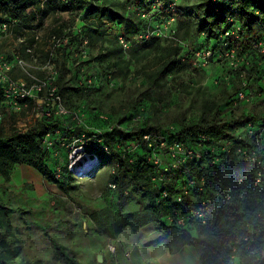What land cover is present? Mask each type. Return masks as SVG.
Wrapping results in <instances>:
<instances>
[{"label": "rangeland", "instance_id": "rangeland-1", "mask_svg": "<svg viewBox=\"0 0 264 264\" xmlns=\"http://www.w3.org/2000/svg\"><path fill=\"white\" fill-rule=\"evenodd\" d=\"M96 2L122 11L130 3ZM105 24L84 11L62 12L47 15L39 26L30 21L33 29L24 35L8 33L0 38V53L20 52L26 62L25 69L17 67L13 75L43 85L39 98L21 111L3 109L0 102V134L24 133L49 112L58 122L56 133L45 139V162L55 178L44 176L28 163L13 164L8 180L0 175L1 200L10 207L31 210L23 216L14 212L1 224L6 246L17 252L11 260L14 264H143L141 251L155 236L123 245L116 241L115 233L127 219L125 213L143 212L148 202L142 200L129 174L120 175L122 189L109 187L117 152L109 149L98 159L94 145L96 133L126 120L131 102L149 104L156 125L164 127L182 120L210 122L218 104L221 118L248 110L237 108V103L227 104L217 65L204 72L180 71L168 76L161 81L155 101L150 100L149 75L155 76L158 69V52L135 48L137 43L123 45ZM30 37L33 50L24 53L23 43ZM177 37L183 38L184 31ZM167 39L173 44L178 41ZM256 112L260 110L256 108ZM82 128L91 136L82 135ZM241 132L239 136L245 137L246 131ZM235 148L233 145V152ZM156 155L169 165L168 155ZM54 179L61 180L64 187ZM128 219L133 221L131 216ZM134 223L130 228L139 229ZM54 241L64 250L57 249ZM171 249L144 250L170 264L174 259ZM100 254L102 261L98 260Z\"/></svg>", "mask_w": 264, "mask_h": 264}, {"label": "trees", "instance_id": "trees-1", "mask_svg": "<svg viewBox=\"0 0 264 264\" xmlns=\"http://www.w3.org/2000/svg\"><path fill=\"white\" fill-rule=\"evenodd\" d=\"M129 1L126 11H122L97 3L96 0H0V25L8 24L7 33L24 35L33 29L29 25L32 20L37 21L39 26L47 15L84 11L87 17L106 23L105 27L117 41L122 35L130 44L139 45L135 48L158 52V69L155 76L149 75L152 85L147 97L153 101L154 95L160 90L161 81L168 76H175L180 71H206L194 65L191 50L217 45L222 32L231 27L230 19L242 23L248 42L264 34V0H202L193 4L179 0L175 32L170 38H179L177 36L182 30L183 38L177 39L176 44L168 41L169 36L151 35L148 39L138 40L140 33L166 21L168 16L162 9L171 0H160L158 6H155L157 0ZM143 11H147L150 17H143ZM32 40L30 37L24 41V53L29 48L33 50ZM181 41L189 47L186 48ZM217 66L221 71L217 75L218 80L227 90V104L237 103V108L246 107L248 110L240 115L232 113V117L226 119L220 117L221 107L218 104L217 113L210 122L188 123L182 120L178 125L164 127L162 124L156 125L154 117L150 115L149 104L145 101L131 102L126 120L121 125L95 134V155L99 159L109 149L116 150L114 179L109 187L116 188L119 185V190L122 189L120 175L129 174L142 200L148 202L143 212L124 214L127 219L122 222V228L115 233V237L131 223L136 222L139 227L155 221L162 235L152 244L164 242L172 247L173 253L190 245L197 248L201 264H264V150H257L255 138H249L246 131L249 128L255 130L264 123V107L259 101L249 103L237 97L242 80L240 72L248 70L245 65L240 66L238 71L229 69L225 63ZM254 69L248 71V80L252 78L250 74ZM227 75L229 80L225 78ZM3 100L0 88V102L6 109ZM256 108L260 113L256 112ZM138 116V122L134 121ZM250 123L252 126L249 127ZM57 128V119L48 116L24 133L9 136L0 134V175L8 180L13 164L28 163L44 176L55 178L45 162V139L56 133ZM83 131L82 135L91 136L87 135L86 129L82 128ZM241 131H246V138L240 139ZM147 135L150 139H145ZM202 136L207 138L206 150L216 148L215 144L220 143L231 146V151L233 145H241L258 151L261 163H242L237 156L231 155L230 163L209 166L207 163L215 156L221 160L228 156L227 152H220L218 147L217 154L210 150L206 159H190L177 172L174 169L165 171L154 163V155L162 152L160 149H165L174 140L195 147ZM162 142L166 146H162ZM120 144L124 146L122 150L118 148ZM203 164L208 165L205 175ZM153 176L157 179L153 180ZM203 176L205 182L202 184ZM54 180L64 187L61 180ZM179 194L182 195L181 200H177ZM174 211L186 215L201 211L204 221L191 218L192 224H170L168 214ZM14 212L23 216L31 210L10 207L0 197V264H14L11 260L17 255V252L6 246L5 233L1 228V224L8 221ZM130 216L133 221H128ZM54 244L57 249L64 250L62 245L55 241Z\"/></svg>", "mask_w": 264, "mask_h": 264}, {"label": "built area", "instance_id": "built-area-1", "mask_svg": "<svg viewBox=\"0 0 264 264\" xmlns=\"http://www.w3.org/2000/svg\"><path fill=\"white\" fill-rule=\"evenodd\" d=\"M178 2L179 0H171V2L162 9V12L167 15L166 21H163L161 24L154 25L153 29H148L145 33H140L137 38L138 40L148 39L151 35L158 36H169L173 37L174 35V26L178 16ZM160 0H157L155 6L160 4ZM143 17H150V14L147 11L141 12ZM231 27L227 28L222 32L220 36V42L217 45H209L205 48L192 49V57L194 59L193 63L196 67L209 70L220 63H225L229 69L239 70L238 68L242 65H245L248 70H243L240 72L241 77V86L240 90L237 93V97L240 101L245 102H255L259 101L264 107V34L255 40H246L244 37L245 28L242 23L230 19ZM173 29V31H172ZM8 24L3 23L0 25V38L4 35H7ZM118 40L123 45H128L129 42L120 35ZM181 44L188 48V44L181 41ZM31 52L32 49H27ZM11 55V56H10ZM219 60V61H218ZM25 60L22 57L20 52H14L13 54H3L0 53V88L3 91L4 96V107L8 111L18 112L24 109L29 105L30 101L37 100L39 98L40 92L43 90L42 84L31 83L28 78H20L13 75L15 68L20 67L25 69ZM255 68V69H254ZM251 72V79L248 80L246 75ZM229 80V76H225ZM252 80V81H251ZM60 106V105H59ZM61 112L64 111V108L61 107ZM48 116L51 117L52 114L49 112ZM139 116L135 120H139ZM134 120V121H135ZM252 126V123L249 124V127ZM247 136L252 139L255 138V147L257 150L263 152L264 150V123L261 126H258L255 130L249 128L246 130ZM246 137H240L244 139ZM145 139H150V136H145ZM207 138L202 136L199 140L197 146L193 147L190 144L185 142L174 140L172 143L166 146L165 142H162L161 145L166 146L162 150V153L168 155L170 163L169 165H164L159 156L154 155V163L156 166L162 167L165 171L180 169L181 165L187 162L190 159H206V154L210 153L211 150L215 154L217 151L227 152L228 156L224 157L222 160L218 157H214L207 164L212 166L214 164H220L224 166L226 163L232 161V156H237L242 163L251 164L257 161L261 163L258 158V151L239 145L236 147L235 152L231 151L230 146L220 144H215L218 147L206 150L205 141ZM157 148V145L155 146ZM155 148V149H156ZM217 150V151H216ZM207 164H203V174L207 173ZM163 176V175H162ZM153 180H156L157 177H152ZM205 182V176H203L201 183ZM166 196L167 193L165 192ZM181 194L178 195L177 200H181ZM191 218H198L203 220V213L201 211H195L189 213L188 215L174 211L173 213L168 214V222L175 223L177 226H183L187 224H192ZM190 222V223H189Z\"/></svg>", "mask_w": 264, "mask_h": 264}, {"label": "crops", "instance_id": "crops-1", "mask_svg": "<svg viewBox=\"0 0 264 264\" xmlns=\"http://www.w3.org/2000/svg\"><path fill=\"white\" fill-rule=\"evenodd\" d=\"M158 222L146 223L143 226H139V229L133 230L130 225L124 227L122 231L116 237V241L121 244H138L139 242L155 236L154 240L158 239L162 235V231L157 229ZM153 229V230H152ZM167 246L166 243L149 244L147 247H155L161 249ZM168 247V246H167ZM144 248V249H145ZM141 251V257L143 264H167L162 258L159 260V256L151 253L145 254V250ZM174 259L170 264H201L199 252L195 246L187 245L181 251L175 252ZM139 259V260H140Z\"/></svg>", "mask_w": 264, "mask_h": 264}, {"label": "water", "instance_id": "water-1", "mask_svg": "<svg viewBox=\"0 0 264 264\" xmlns=\"http://www.w3.org/2000/svg\"><path fill=\"white\" fill-rule=\"evenodd\" d=\"M102 259H103V258H102V255H101V254L98 255V260H99V261H102Z\"/></svg>", "mask_w": 264, "mask_h": 264}]
</instances>
